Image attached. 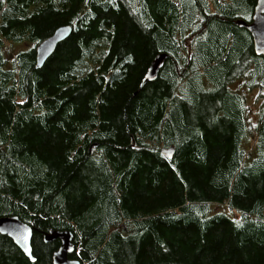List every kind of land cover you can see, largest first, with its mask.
<instances>
[{
  "label": "trees",
  "instance_id": "16d2710c",
  "mask_svg": "<svg viewBox=\"0 0 264 264\" xmlns=\"http://www.w3.org/2000/svg\"><path fill=\"white\" fill-rule=\"evenodd\" d=\"M256 1L0 0V218L34 227L0 264H54L50 230L80 264H264Z\"/></svg>",
  "mask_w": 264,
  "mask_h": 264
},
{
  "label": "water",
  "instance_id": "95a60500",
  "mask_svg": "<svg viewBox=\"0 0 264 264\" xmlns=\"http://www.w3.org/2000/svg\"><path fill=\"white\" fill-rule=\"evenodd\" d=\"M236 24L249 31L255 51L258 55L264 56V0H257L252 20L247 23L237 20ZM71 32L70 26H61L46 40L42 41L36 48V65L40 67L45 60L53 53L57 44L64 40ZM161 56L156 57L142 81H152L156 78L160 66ZM34 227L24 223L17 216H5L0 218V233L7 235L22 250L25 256L34 261L31 249V238ZM60 240L61 245L53 254L54 264H80L77 259L69 258L68 255L74 252L72 243L73 233L71 231L50 230L44 233L46 242Z\"/></svg>",
  "mask_w": 264,
  "mask_h": 264
},
{
  "label": "rangeland",
  "instance_id": "374dc122",
  "mask_svg": "<svg viewBox=\"0 0 264 264\" xmlns=\"http://www.w3.org/2000/svg\"><path fill=\"white\" fill-rule=\"evenodd\" d=\"M20 48H21V46L18 45V46H15V47H10V50H12V52H13V51H16L17 49H20ZM251 109L252 110L256 109V105H252L251 104Z\"/></svg>",
  "mask_w": 264,
  "mask_h": 264
}]
</instances>
